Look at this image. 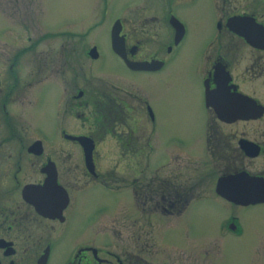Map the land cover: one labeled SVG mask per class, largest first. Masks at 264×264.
<instances>
[{"label": "flooded vegetation", "instance_id": "obj_1", "mask_svg": "<svg viewBox=\"0 0 264 264\" xmlns=\"http://www.w3.org/2000/svg\"><path fill=\"white\" fill-rule=\"evenodd\" d=\"M107 1L54 60L22 32L0 61V264H264V0ZM77 204L89 226L65 252Z\"/></svg>", "mask_w": 264, "mask_h": 264}, {"label": "rangeland", "instance_id": "obj_2", "mask_svg": "<svg viewBox=\"0 0 264 264\" xmlns=\"http://www.w3.org/2000/svg\"><path fill=\"white\" fill-rule=\"evenodd\" d=\"M107 2L110 4L109 11L112 12L120 11L122 8H124L125 11L128 10L133 12L136 11L137 7L142 3L147 6L154 5L156 8L160 7V4L154 0H108ZM101 3H103V0H0V61L8 59L14 48L17 49L16 47L26 42L20 39L22 32L28 34L29 42L37 41L39 43V47L44 50L43 54L46 59L54 60V55L59 48V42L62 43L60 48H62L63 51L67 52L69 49V46L64 44L68 43L72 36H68L65 33L73 31L72 29L87 28V23L90 22L91 24V21L98 17L95 12L101 11ZM91 29L88 31L87 36L90 34L99 45H103V35L105 29H107V24L97 25V27L94 28L95 33L94 30L92 31ZM11 44H13V46H11ZM8 47L10 48L8 49ZM9 50H11L10 55ZM29 55H31L30 52ZM25 58L26 55H21L20 60L24 61ZM95 63L97 62L87 59L84 62V66L85 68L88 67L87 69L94 75L103 74L102 68L97 69L94 67ZM47 76L52 78V74H48ZM157 82H159V78H157ZM46 85L47 86L43 87L39 102L36 104V106L40 108L42 107L43 98L48 93H52V86H54L52 82H48ZM63 86H66L65 82H60V85L55 83V87H60L61 91ZM183 122L184 118L180 115H175L171 118V123L175 126L181 125ZM46 128L48 127L46 126ZM97 187L101 188L100 186ZM104 193L106 194L104 198L93 196L92 200L90 198L88 199L90 210L93 207L94 216L96 215V208L98 205L106 207L117 202V192L113 193L107 190L104 191ZM125 195L126 200H131L130 191H126ZM199 203L207 206L211 204V199L208 198ZM115 206L117 207V204ZM80 215L81 209L77 204L70 213L68 225L66 226L64 234L65 240H61L58 243V247H63L65 252L67 249L71 250L74 245L73 242L71 246V237L78 235L85 228V225L89 226L88 222L85 223L84 221H80ZM206 218L207 215L205 216V219ZM255 221L257 220L252 218V216H248L249 224ZM110 226L116 227L112 224H110ZM107 229V232L101 233L100 235L103 237L108 235L109 238H111L109 232L110 228L107 227ZM124 242H126V244L131 243V240L126 237V233L124 234L123 243ZM115 249H118V247H115ZM56 257L58 256L54 250L51 255V264H59L56 261Z\"/></svg>", "mask_w": 264, "mask_h": 264}, {"label": "water", "instance_id": "obj_3", "mask_svg": "<svg viewBox=\"0 0 264 264\" xmlns=\"http://www.w3.org/2000/svg\"><path fill=\"white\" fill-rule=\"evenodd\" d=\"M111 36H112V47L113 49L118 52L119 49L116 47V43L115 41L113 40V36H114V33L112 32L111 33ZM89 52L92 54V55H95V51L93 50V48H90L89 49ZM129 64V63H128ZM131 64V63H130ZM133 66V65H132ZM75 138L81 140L80 136H75ZM84 142H81L82 146H83V149L85 151V155H86V159L88 161H90V149H91V142H87L86 140H82ZM55 183V182H54ZM48 187V184H47V180L46 182L44 183V185L41 187V189H44L46 190ZM57 192L56 190H54V192H52V194L49 196L45 195V197L43 199H40V200H34L32 201L36 207L44 214H48L49 211L55 209V205L53 204L54 203V199L57 197Z\"/></svg>", "mask_w": 264, "mask_h": 264}]
</instances>
